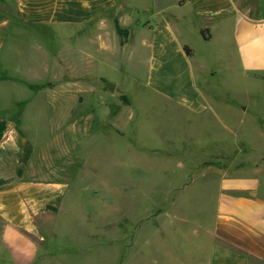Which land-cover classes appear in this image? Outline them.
<instances>
[{
  "label": "rangeland",
  "instance_id": "obj_1",
  "mask_svg": "<svg viewBox=\"0 0 264 264\" xmlns=\"http://www.w3.org/2000/svg\"><path fill=\"white\" fill-rule=\"evenodd\" d=\"M148 1L133 0L139 9L125 21L142 27ZM128 23H119L126 42L106 36L102 62L87 64L77 25L37 23L0 0V108L29 133L36 124L33 171L69 184L68 207L40 226L35 250L14 249L0 226V264H190L209 236L219 180L246 173L264 186V74L233 64L206 76L211 110L192 115L158 90L143 49L132 58ZM220 31L210 28L213 42L193 28L182 38L208 56ZM201 191L212 196L204 204Z\"/></svg>",
  "mask_w": 264,
  "mask_h": 264
},
{
  "label": "crops",
  "instance_id": "obj_2",
  "mask_svg": "<svg viewBox=\"0 0 264 264\" xmlns=\"http://www.w3.org/2000/svg\"><path fill=\"white\" fill-rule=\"evenodd\" d=\"M15 2L18 10L37 23L54 28L77 25L81 58L85 62L94 59L95 64L102 62L103 52L108 50L106 36L118 43L111 15L126 26L128 13L139 9L133 0ZM143 11L142 27L139 21L134 23L136 17L132 16L127 25L133 28L128 36L136 48L132 58L143 49L141 58L146 73L158 77V90L175 99L188 113L200 116L211 110L202 99L213 90L206 76L216 75L218 70L233 64L243 74H264V0H149ZM188 16L192 19L187 20ZM211 27L221 30L211 55L201 56L182 38L188 28H193L203 42H213ZM201 29H207L208 39L202 36ZM196 73L203 78L201 84ZM27 127L30 133L0 108V226L6 242L19 245L14 249L31 251L36 249L32 246L36 243L33 237L40 226L49 225L46 220H55L66 203L68 207L69 184L58 175L41 177L33 171L37 149L32 139L37 128L31 120ZM218 183L213 196V221L207 228L209 236L193 246L190 264L264 261V186L258 177L246 173L223 176ZM196 197L203 204L212 198L205 191ZM199 219L203 228L204 218ZM196 251H201L199 258Z\"/></svg>",
  "mask_w": 264,
  "mask_h": 264
},
{
  "label": "trees",
  "instance_id": "obj_3",
  "mask_svg": "<svg viewBox=\"0 0 264 264\" xmlns=\"http://www.w3.org/2000/svg\"><path fill=\"white\" fill-rule=\"evenodd\" d=\"M113 21H114V27H115L116 33L118 34L119 39H120V44H124L126 42L128 31L125 27H122L119 25L116 17L113 19ZM206 31L207 29H201V34L205 39H208V36L206 35ZM184 49L186 50V52H188V49L186 47H184Z\"/></svg>",
  "mask_w": 264,
  "mask_h": 264
}]
</instances>
